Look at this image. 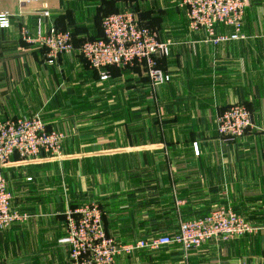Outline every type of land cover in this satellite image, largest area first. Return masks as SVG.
<instances>
[{"label": "crops", "instance_id": "0c3cea01", "mask_svg": "<svg viewBox=\"0 0 264 264\" xmlns=\"http://www.w3.org/2000/svg\"><path fill=\"white\" fill-rule=\"evenodd\" d=\"M181 2L0 0L11 24L0 29V122L37 115L65 136L58 157L14 155L0 166L11 208L24 216L0 230V264H69L64 214L92 204L122 245L173 236L218 209L258 230L187 252L133 249L116 264H264V0H245L240 39L219 45L189 28ZM128 9L167 45L168 83L151 86L140 67L110 68L100 80L79 55L83 40L102 36L105 16ZM54 28L72 33L74 49L49 65L21 34ZM234 103L253 128L226 140L216 121Z\"/></svg>", "mask_w": 264, "mask_h": 264}, {"label": "built area", "instance_id": "2783aa9c", "mask_svg": "<svg viewBox=\"0 0 264 264\" xmlns=\"http://www.w3.org/2000/svg\"><path fill=\"white\" fill-rule=\"evenodd\" d=\"M181 7L185 9L189 28L202 31L205 39L213 45L240 39L245 0H182ZM43 16H48V13L44 12ZM10 26L9 14L0 13V29H9ZM222 26L233 27L234 33H218V28ZM21 36L27 44L43 49L49 65H53L62 55H70L74 49L70 31L54 28L46 34L37 32L35 38L23 31ZM78 53L88 68L100 75V80L108 79V69L125 67L142 68L153 87L164 85L170 80L169 75L160 68L161 60L168 56L167 45L159 41L155 31L141 24L132 9L105 16L102 20V36L83 40ZM252 125L250 112L239 103L225 108L216 121L219 136L226 140L241 138L253 128ZM64 139L61 132L47 131L37 115L0 122V166L7 165L14 155L22 162L38 159L42 154L58 157ZM194 150L197 155L195 144ZM12 199L0 171V230H9L15 221L24 219V216L12 210ZM64 217L65 236L60 243L68 247L69 264H116L119 255L133 249L158 250L178 246L187 252L209 241L234 240L258 232L240 215L218 209L202 218L180 223L178 232L173 236L122 245L106 235L101 211L94 204L68 209Z\"/></svg>", "mask_w": 264, "mask_h": 264}, {"label": "rangeland", "instance_id": "374dc122", "mask_svg": "<svg viewBox=\"0 0 264 264\" xmlns=\"http://www.w3.org/2000/svg\"><path fill=\"white\" fill-rule=\"evenodd\" d=\"M128 4V2H126ZM133 10V9H132ZM134 11V10H133ZM135 13V12H134ZM136 14V13H135Z\"/></svg>", "mask_w": 264, "mask_h": 264}, {"label": "trees", "instance_id": "16d2710c", "mask_svg": "<svg viewBox=\"0 0 264 264\" xmlns=\"http://www.w3.org/2000/svg\"><path fill=\"white\" fill-rule=\"evenodd\" d=\"M142 24V23H141ZM144 25V24H143ZM146 26V25H145ZM202 218V217H201Z\"/></svg>", "mask_w": 264, "mask_h": 264}]
</instances>
